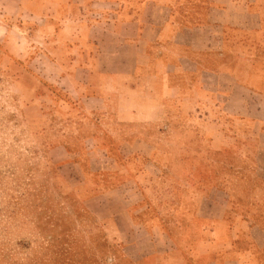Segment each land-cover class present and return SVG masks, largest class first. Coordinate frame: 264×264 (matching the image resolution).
Wrapping results in <instances>:
<instances>
[{"label":"rangeland","instance_id":"rangeland-1","mask_svg":"<svg viewBox=\"0 0 264 264\" xmlns=\"http://www.w3.org/2000/svg\"><path fill=\"white\" fill-rule=\"evenodd\" d=\"M18 4L0 0V264H264V106L150 80L89 101L95 74L52 62L73 55Z\"/></svg>","mask_w":264,"mask_h":264},{"label":"crops","instance_id":"crops-1","mask_svg":"<svg viewBox=\"0 0 264 264\" xmlns=\"http://www.w3.org/2000/svg\"><path fill=\"white\" fill-rule=\"evenodd\" d=\"M18 7L54 25L57 51L73 55L52 62L95 74L91 84L103 92L89 101L104 103L109 85L126 93L150 80L167 97L189 92L195 104L264 106V65L250 61L264 49L253 38L264 32V0H19Z\"/></svg>","mask_w":264,"mask_h":264}]
</instances>
